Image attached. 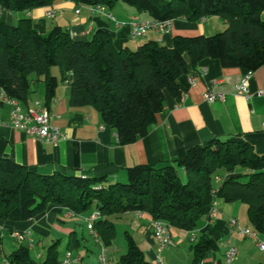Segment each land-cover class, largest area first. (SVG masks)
<instances>
[{"label":"trees","instance_id":"obj_1","mask_svg":"<svg viewBox=\"0 0 264 264\" xmlns=\"http://www.w3.org/2000/svg\"><path fill=\"white\" fill-rule=\"evenodd\" d=\"M53 1L0 0V89L4 96L24 102L33 91L32 84L42 82L48 108L63 82L69 88V105L96 109L121 144L146 135L164 106L166 91L180 95L176 79L186 64L185 54L193 67L203 58L217 59L222 67L250 71L264 64V20L260 17L264 0H122L155 20L185 17L196 21L215 15L226 21L225 29L212 35H176L171 46L149 40L135 49L116 48L106 30L85 38L56 25L40 34L29 17L18 19L16 24L6 17L7 13L30 11ZM72 1L112 8L118 0ZM53 66L58 67L59 77L51 73ZM177 167L184 170V178ZM228 167L244 171L215 187L214 179ZM104 180L60 172L40 174L11 158L0 157V247L6 232L11 235L35 230L47 235L45 215L49 205L85 218L97 213L92 228L98 243L107 247L115 237L111 216L120 217L129 211L147 213L169 229L192 231L199 219H209L215 198L243 203L250 226L264 238V153H257L239 135L195 144L176 165L130 167L126 182L104 185ZM125 235L126 252L116 264H152L134 239ZM82 240L72 231L67 252ZM27 244L5 255L6 263L61 264L58 240L46 247L42 261L31 257ZM216 248L215 239L200 235L190 244L191 264Z\"/></svg>","mask_w":264,"mask_h":264},{"label":"crops","instance_id":"obj_2","mask_svg":"<svg viewBox=\"0 0 264 264\" xmlns=\"http://www.w3.org/2000/svg\"><path fill=\"white\" fill-rule=\"evenodd\" d=\"M49 10L54 11L53 17L47 15ZM6 17L12 24L22 17H29L40 34H46L56 25L68 29L75 36L85 38H90L97 30H106L116 48L129 49H135L149 40L171 46L176 35H212L226 27V21L215 15L196 21L179 17L172 19L164 31L149 28L143 36L132 37L133 17L141 22H152L155 19L122 0H118L112 8L105 7L104 11L89 5H77L72 0H54L48 6L10 12ZM260 17L264 20V11ZM184 58L186 64L176 79L180 95L173 96L167 91L164 93L162 110L156 115L146 135L134 142L119 143L114 129L102 122L99 112L93 107H71L68 103L69 88L63 82L58 85L55 98L47 108L43 83L35 82L27 100L18 101L21 113L29 108L48 110L50 123L58 127L64 137L52 145L13 128L8 123L10 105L3 101L0 107V120L3 121L0 123V157L11 158L40 174L60 172L82 177H103V184L106 185L126 181L127 169L136 165H176V161L184 156L189 147L214 137L224 139L239 135L251 143L257 153H264V95L257 94L258 90L264 89V64L250 71L245 68L222 67L217 59L203 58L193 67L189 56L185 54ZM54 75L60 76L59 73ZM245 76H248L247 92L235 94V86ZM191 78L194 79L193 83L190 82ZM206 92L222 93L225 97L223 100L208 102L204 99ZM177 170L180 177L184 178V170L181 167H177ZM243 171L237 167L220 171L216 176L218 180L214 179L215 187L225 178ZM214 208L215 218L209 220L203 217L197 221L194 230H185L190 237L191 233L196 235V239L206 234L217 241V248L208 251L202 259L204 264H255L251 258H245L242 263L237 261V255L244 252L245 247H259L254 240L229 225V219L236 218L244 227H247L244 223L247 219L250 226L245 205L239 201L227 203L222 198H215ZM73 215L68 214L63 207L49 205L45 215L48 234L30 231L32 247H43L44 238L52 237L53 233L68 236L72 232L68 229ZM134 215L144 227L141 240L143 248L140 249L145 258L148 256V261H153L158 251L153 234L149 232L151 217L147 213L134 212ZM169 232L173 241L181 243L185 240V232L177 229L174 234L171 230ZM25 239L29 240L27 237ZM259 239L264 242V238L259 236ZM228 243L234 245L237 251L230 262L224 257ZM262 257L264 259V255Z\"/></svg>","mask_w":264,"mask_h":264},{"label":"rangeland","instance_id":"obj_3","mask_svg":"<svg viewBox=\"0 0 264 264\" xmlns=\"http://www.w3.org/2000/svg\"><path fill=\"white\" fill-rule=\"evenodd\" d=\"M16 12H22V11H16ZM16 23L17 22L14 21L13 24ZM51 73L58 74L59 73L58 67L57 66L51 67ZM30 78L33 80L35 79V76L31 74ZM243 216H245V213ZM110 219L112 220L115 226V237L113 239L112 244L106 247V254L109 259L108 264H116L119 256L126 252L127 239L125 234L130 235L134 239V241H136V243L139 244L138 246L140 248H143L141 240L143 237L144 227L140 225L139 220L135 217L133 211L125 212L120 217L111 216ZM70 220L72 221V224L70 225L69 227L70 229L68 230H72L73 232H75L78 238H82L83 240L80 241L78 247L68 251L70 253L69 264L98 263L97 255L100 251L101 244L98 243V241L96 240L97 238L87 228L86 218L73 215ZM244 223L248 228L250 227L247 222V219L244 220ZM176 229L185 232L186 234L185 240H183L181 243L176 242L175 240L173 246L164 248L160 252V257L163 261V264H191L192 256L189 247L192 241L189 240L190 234L186 233L185 230H181L173 227L170 228L169 230H171L174 234V231ZM68 236L56 235V233H53L52 237H45L43 241L44 243L43 247L30 246L31 257L36 261H42L45 256L46 247L53 241L58 240V246H57L58 259L61 260L63 255L67 252L66 243ZM28 242L29 241L26 239L22 241H17L15 238H13L10 234L6 232L3 237V243L0 247V264L6 263L4 260L5 255L12 252L20 244H27ZM259 249L253 246H247L245 247L244 252L242 251L237 255L236 259L239 258L237 261L242 263V261H244L245 258L246 259L251 258V260L254 261L252 263L264 264V259L262 257L264 255L263 254L264 252H261L262 249L261 250ZM146 258H148L147 255ZM149 262L154 264L155 259Z\"/></svg>","mask_w":264,"mask_h":264},{"label":"built area","instance_id":"obj_4","mask_svg":"<svg viewBox=\"0 0 264 264\" xmlns=\"http://www.w3.org/2000/svg\"><path fill=\"white\" fill-rule=\"evenodd\" d=\"M94 8L99 11H104L105 7L96 6ZM47 15L49 17H53L54 11L53 10L47 11ZM108 16H110V14ZM171 20L172 19L154 20L152 22H141L138 20L137 17H133L131 21V36L132 37L143 36L146 33L147 29L149 28L164 31L169 27ZM247 78L248 76L243 77L241 81L235 86V90H234L235 94L247 92ZM193 80L194 79L191 78L190 82L193 83ZM257 94L264 95V89L258 90ZM224 97L225 95L222 93L215 94L211 92H206L204 94V99L208 102H213L215 100H223ZM0 99L6 101L10 105L8 123L13 128L19 129L24 133H26L27 135L35 137L37 140L49 142L52 145H56L57 142L64 137L63 134L60 133L58 127L50 123L48 110L29 108L25 113H21L20 108L18 106V101L16 99L4 96V93L1 89H0ZM0 123H3V121L0 120ZM216 179L218 180V177H216ZM67 212L68 214H71L70 211ZM215 217H216V210L213 206L210 212L209 220H212ZM96 218H97V213H92L89 217L86 218L87 228L95 237H96V232L92 228V222ZM148 225L152 230L153 238L156 244V249L158 251L155 257L154 264H163V261L160 257V252L164 248L173 246L174 241L170 235L168 226L164 222L151 219ZM229 225L235 227L240 234L254 240L257 243L258 247L264 250V242L259 239V235L254 229L240 225V223L237 221L236 218H230ZM11 236L15 238L17 241H22L27 237L29 239V245L33 246V241L30 238V231H26L24 234H19L14 232L11 234ZM195 240H196V235L194 233H191L190 241H195ZM236 252L237 251L234 245L228 243L227 249L225 250L224 253L225 260L227 262L232 261L236 256ZM69 258H70V253L66 252L65 259L61 262V264H69ZM108 260L109 259L106 254V247L101 245L100 251L98 253L97 264H108ZM197 264H204V261L201 259Z\"/></svg>","mask_w":264,"mask_h":264}]
</instances>
